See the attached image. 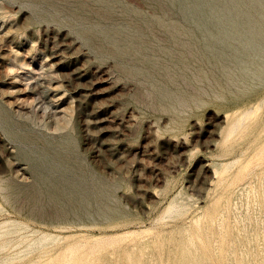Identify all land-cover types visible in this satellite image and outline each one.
<instances>
[{"label":"rangeland","instance_id":"rangeland-1","mask_svg":"<svg viewBox=\"0 0 264 264\" xmlns=\"http://www.w3.org/2000/svg\"><path fill=\"white\" fill-rule=\"evenodd\" d=\"M90 1L105 14L82 21L57 11L30 26L28 39L17 25L30 9L0 0V14L11 10L0 16V104L51 123L32 128L44 133L37 160L59 190L38 214L0 196V221L18 223L5 238L59 237L7 264H56L62 254L73 264H128L154 255L155 238L194 225L264 143V0ZM243 113L245 124L228 136ZM65 118L68 127L55 130ZM6 149L16 153L9 142ZM7 169L0 161V175ZM176 195L185 210L167 216Z\"/></svg>","mask_w":264,"mask_h":264},{"label":"bare ground","instance_id":"bare-ground-1","mask_svg":"<svg viewBox=\"0 0 264 264\" xmlns=\"http://www.w3.org/2000/svg\"><path fill=\"white\" fill-rule=\"evenodd\" d=\"M15 1L19 4L20 9L25 6L30 9L29 19L20 26L16 24L17 33L22 36L27 32L28 39H32L31 37L35 35L29 29L30 26L39 25V18L49 21L55 20L54 16H56L55 12L57 11L82 21L90 20V14H93L91 17L95 15L102 16L103 12L105 14V11L92 5L93 2L91 3L90 0ZM1 9H3L0 14L1 17H6L11 13V10L7 7L2 6ZM175 27L172 25V29H175ZM177 32L175 31V34ZM107 35L112 36L110 33H107ZM85 36L88 40L93 41L92 33L87 32ZM44 52L52 60L56 57L48 52L47 47L44 48ZM56 74V72H48V81L54 80ZM37 89L36 84L33 91L37 93ZM33 111L36 112L33 109L26 112L23 108H19L12 113L0 104V127L2 130L0 132L2 136L0 137V161L8 166L7 170L9 171L5 175H0V196L11 201L25 200L31 214H38L45 200L54 201L57 199L59 190L53 185L51 178L41 170L42 165L37 160L38 147L46 144L44 133L35 131L32 128L39 126L45 130H50L53 127L50 122L44 120L40 123ZM44 114L46 115V112ZM242 116L243 118L230 124L228 136L238 132L241 126L245 124L246 119H244V116L246 117V115L243 113ZM68 122L67 118H65L63 124L58 122L55 130L68 127ZM7 142L16 148L15 157L9 156L6 149ZM236 161L220 164L217 169L215 168L216 174L220 173L223 168L221 175H225ZM19 164L26 165L28 174L32 179L30 184L23 183L20 179L19 172L21 169H18ZM227 187H230L228 191L223 190L221 192L223 193L221 194L223 200L221 204H218L219 199H221L220 195L203 212L191 219V221H194V225L184 224L171 229L164 235H158L155 238L156 253L154 255L145 253L144 258L132 260L128 264H215L210 258L212 255L219 257V261H216L219 264H264V143L254 155L251 164L246 168H241L237 175L230 179ZM178 196L176 195L171 200L167 208V216L185 210L183 206L177 205ZM187 200H191V198L187 197ZM4 217L6 218V216ZM17 225L18 223L12 220L0 221V264L30 258L36 252L46 249L51 242L59 238L42 234L41 237L31 240L20 239V237L5 238L7 234L17 231ZM146 244L144 243V245ZM11 246H21V248L14 253H5V250ZM136 248L137 246L131 247L132 250ZM59 258L56 264L75 263V259L72 260V255L69 254H62ZM40 261L39 258L31 259L26 264H39Z\"/></svg>","mask_w":264,"mask_h":264}]
</instances>
